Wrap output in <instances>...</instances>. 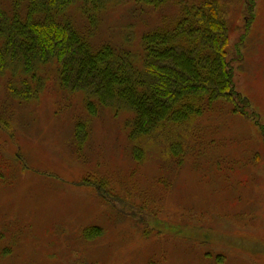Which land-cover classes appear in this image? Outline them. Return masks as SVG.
Returning <instances> with one entry per match:
<instances>
[{"label":"rangeland","instance_id":"rangeland-1","mask_svg":"<svg viewBox=\"0 0 264 264\" xmlns=\"http://www.w3.org/2000/svg\"><path fill=\"white\" fill-rule=\"evenodd\" d=\"M221 1L248 115L219 102L133 142L129 110L90 116L53 67L29 102L0 75V264H264V0H254L248 29L246 0ZM104 13L95 43L129 40L139 50L141 35L178 9L118 2Z\"/></svg>","mask_w":264,"mask_h":264},{"label":"trees","instance_id":"trees-1","mask_svg":"<svg viewBox=\"0 0 264 264\" xmlns=\"http://www.w3.org/2000/svg\"><path fill=\"white\" fill-rule=\"evenodd\" d=\"M118 2L173 4L178 16L145 31L139 50L130 36L125 46L96 44L104 12ZM255 5L245 1L246 29ZM229 15L221 0H0V75L11 96L29 102L40 96L53 67L62 89L84 96L90 116L106 107L115 116L129 110L124 125L133 142L186 126L219 102L248 115V100L234 89ZM75 135L82 147L88 120H78ZM135 150L143 152L137 144Z\"/></svg>","mask_w":264,"mask_h":264}]
</instances>
